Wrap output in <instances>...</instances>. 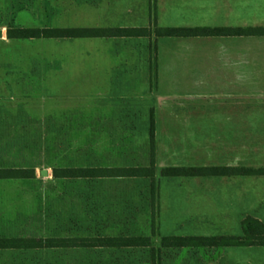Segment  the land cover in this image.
<instances>
[{
  "label": "rangeland",
  "instance_id": "obj_1",
  "mask_svg": "<svg viewBox=\"0 0 264 264\" xmlns=\"http://www.w3.org/2000/svg\"><path fill=\"white\" fill-rule=\"evenodd\" d=\"M169 7L165 0H0V169L34 170L30 179L0 180V237L123 233L150 237L153 244L136 250L0 251V264H234L228 253L243 249L160 250V241L241 235V227H231L227 217L228 208L242 201L244 187L251 192L241 207L264 223V177L160 176L172 166L264 167V86H245L252 91V131L244 134L230 131L228 86L163 84L155 76L160 53L163 60L182 46L194 63L196 55L211 58L218 41L7 38L9 28L227 23L173 20ZM200 48L209 53H197ZM152 113L154 208L149 180L53 178V168L68 166H148ZM244 250L240 257L264 264V247Z\"/></svg>",
  "mask_w": 264,
  "mask_h": 264
},
{
  "label": "trees",
  "instance_id": "obj_2",
  "mask_svg": "<svg viewBox=\"0 0 264 264\" xmlns=\"http://www.w3.org/2000/svg\"><path fill=\"white\" fill-rule=\"evenodd\" d=\"M196 38L264 36V27L210 28V27H115V28H67L28 29L9 28L8 39H81V38ZM150 163L148 166H68L53 168L55 179H143L151 183V205L157 197L155 182V122L150 117L149 128ZM162 178H231L264 177V167L247 168L234 166L164 167ZM34 170L28 168L0 169V180L30 179ZM242 236H167L160 241V250L204 248L219 249L232 247H264V224L252 217L241 223ZM152 247L150 237L145 236H89L21 238L0 237L1 252L32 251H94V250H136Z\"/></svg>",
  "mask_w": 264,
  "mask_h": 264
},
{
  "label": "crops",
  "instance_id": "obj_3",
  "mask_svg": "<svg viewBox=\"0 0 264 264\" xmlns=\"http://www.w3.org/2000/svg\"><path fill=\"white\" fill-rule=\"evenodd\" d=\"M167 13L171 14L173 20L177 21H217L227 22L223 26L210 28H250V27H264V0H165ZM122 27V26H118ZM173 27H202L197 25H176ZM204 27V26H203ZM115 28V27H111ZM2 31L0 30V38H2ZM161 39L152 36L150 38H81L72 40H100V41H138ZM172 41H203L211 39L218 41L219 44L212 49V56L200 55L195 57L194 63L191 58L183 55L185 48L178 47L171 55H166L160 59L159 64L154 67L155 76L159 77L160 83L163 84H196V85H217L228 86V102H229V123L233 126L230 129L234 133L249 134L252 131V85L264 86V36H233V37H196V38H172ZM226 43V44H225ZM201 54H207L203 48L196 50ZM253 54H255L253 56ZM260 93V92H259ZM260 100L264 106V94H261ZM154 117V114L152 113ZM155 122V120H154ZM98 166V165H95ZM109 167V166H102ZM235 178V177H231ZM246 178V177H241ZM55 179V178H54ZM166 179H180V178H166ZM188 179V178H182ZM193 179V178H190ZM207 179V178H195ZM210 179V178H208ZM12 180V179H9ZM66 182H122L130 183L141 179H57ZM249 188L241 190V199L239 203L230 206L228 212V220L231 222L230 226H240L242 221L247 217L255 218L262 221L260 217H253L252 212L246 206L242 208L241 203H245L246 194H250ZM240 193V192H239ZM249 196V195H248ZM154 208V206H152ZM249 212V213H248ZM264 224V223H263ZM231 230V228H230ZM242 232V228H241ZM123 235V233L115 236ZM232 235L229 233L217 234L214 236H242ZM132 236V235H124ZM136 236V235H134ZM188 236H204V235H188ZM186 235H179V237H188ZM147 237V236H145ZM209 237V236H205ZM152 242V239H151ZM153 246V244H152ZM152 248V247H151ZM243 249L239 254L227 252L234 264H261V261L256 263L252 259H244L240 256L244 249L251 247H232ZM150 249V248H148ZM226 249V248H219Z\"/></svg>",
  "mask_w": 264,
  "mask_h": 264
},
{
  "label": "water",
  "instance_id": "obj_4",
  "mask_svg": "<svg viewBox=\"0 0 264 264\" xmlns=\"http://www.w3.org/2000/svg\"><path fill=\"white\" fill-rule=\"evenodd\" d=\"M42 174L44 175L45 174V171H43Z\"/></svg>",
  "mask_w": 264,
  "mask_h": 264
}]
</instances>
